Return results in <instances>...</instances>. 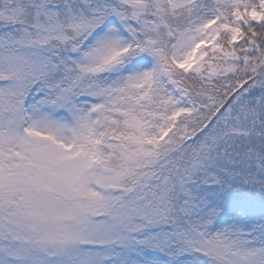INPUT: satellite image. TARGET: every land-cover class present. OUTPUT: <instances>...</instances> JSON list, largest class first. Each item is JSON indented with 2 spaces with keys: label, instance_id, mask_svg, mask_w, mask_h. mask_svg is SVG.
Listing matches in <instances>:
<instances>
[{
  "label": "snow or ice",
  "instance_id": "snow-or-ice-1",
  "mask_svg": "<svg viewBox=\"0 0 264 264\" xmlns=\"http://www.w3.org/2000/svg\"><path fill=\"white\" fill-rule=\"evenodd\" d=\"M0 264H264V0H0Z\"/></svg>",
  "mask_w": 264,
  "mask_h": 264
}]
</instances>
